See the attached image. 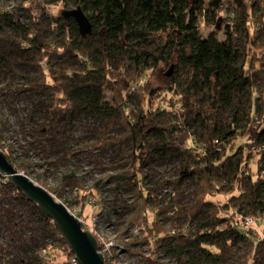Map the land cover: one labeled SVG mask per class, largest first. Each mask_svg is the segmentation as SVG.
Listing matches in <instances>:
<instances>
[{
  "label": "trees",
  "instance_id": "16d2710c",
  "mask_svg": "<svg viewBox=\"0 0 264 264\" xmlns=\"http://www.w3.org/2000/svg\"><path fill=\"white\" fill-rule=\"evenodd\" d=\"M1 1L0 96L15 84L31 97L29 133L39 150L49 155L52 136L61 133L72 151L84 118L101 125L97 145L116 149V161L89 186L76 170L54 185L37 173V182L67 205L68 191L86 192L79 204L93 202L100 217L102 193L113 191L120 203L115 240L144 264H264V231L256 240L240 220L264 219V0ZM59 5L82 6L92 34L83 36L73 17L46 11ZM200 16L224 38L204 37ZM170 65L163 87L158 73ZM4 132L0 145L10 161L26 174L34 170ZM159 162H176L177 174L159 175ZM12 196L38 215L40 237L24 240V264H73L56 224L10 181L0 187L5 217L14 219ZM47 238L59 253L39 250ZM116 255L112 247L105 259Z\"/></svg>",
  "mask_w": 264,
  "mask_h": 264
},
{
  "label": "rangeland",
  "instance_id": "374dc122",
  "mask_svg": "<svg viewBox=\"0 0 264 264\" xmlns=\"http://www.w3.org/2000/svg\"><path fill=\"white\" fill-rule=\"evenodd\" d=\"M30 5H32L34 11L37 13L41 12V8L38 7L35 1L30 2ZM72 8L74 6L59 5L48 7L46 11L51 12L53 15H61L63 10ZM199 29L204 37L216 34L219 39L224 38V32L220 33L213 24L204 22L201 16L199 17ZM170 67L171 65L158 73L159 82L163 87L168 85L169 76L167 71ZM3 83L4 81H0V86ZM14 86L15 84H12V90L5 89L3 95L0 96V127L5 130L4 133L7 141L14 145V154L20 155L27 162L36 164L34 170L29 169V175L27 174L36 183H38L37 173L46 172L47 183L54 185L58 182L59 175L76 170L84 177L86 186H89L93 183L94 177H99L103 173L104 166L112 165L116 161L115 148H112L110 152H106L96 143V131L101 128L100 123L88 118L80 120L78 124L76 137L71 141V145L73 146L72 151L64 149V141L61 138L62 134L55 133L49 144L51 153L45 155L39 150V146L33 142V136L29 133L31 129V114L34 109L31 97L14 88ZM106 97L107 100L112 99L110 91L106 92ZM137 104V99L132 97V107H136ZM20 122H24L26 125L23 126ZM155 166L157 167L158 174H161V176L171 177L177 174L176 162L167 164L159 162ZM251 168L254 172H257L256 158L252 161ZM158 174L156 176H159ZM171 190V187H167L164 192L169 195ZM81 193L86 192L82 191ZM81 193H78V191H68L66 194L68 205L64 203L69 206V209L76 216L78 215V218L85 224L86 228L94 229V233H100L105 239H110L117 246V256L114 258L115 260L112 264H144L139 256L131 255L124 251L122 249L124 247L117 245L115 243L116 240L114 241L117 234L116 223L119 218L115 208L120 203H115L116 198L113 191L104 190L102 193V198L107 201V208L101 217L98 215L100 208H97L91 201L87 200L85 207L82 209L79 204V201L82 199ZM124 194L130 196V191L129 193L124 191L122 196ZM217 199L222 203L226 201V198L223 196L217 197ZM8 200L13 203L12 210L15 216L13 221L8 220L5 217L7 207L9 208L7 199L4 200L6 204L0 202V264H7V261H9L8 264H24L28 256L24 240L33 242L34 240L37 241L40 237V229L37 226L38 215L34 214L33 210L13 196L8 198ZM257 219V231L255 232L260 237V233L264 231V219L262 217ZM240 220L243 219L240 218ZM241 227L243 228V225ZM256 233L254 237L257 235ZM129 238L130 235L128 234L125 240ZM51 240V238H47L46 241L51 243ZM38 243L40 244L39 250H42L44 253V249H41L42 241ZM56 246H58V243L53 241V252L56 251L55 254L60 252ZM146 249L147 247L145 246L144 250ZM134 251L139 250L136 248Z\"/></svg>",
  "mask_w": 264,
  "mask_h": 264
},
{
  "label": "water",
  "instance_id": "95a60500",
  "mask_svg": "<svg viewBox=\"0 0 264 264\" xmlns=\"http://www.w3.org/2000/svg\"><path fill=\"white\" fill-rule=\"evenodd\" d=\"M62 15L66 18L73 17L83 36L92 34L93 25L82 6L63 10ZM172 70L173 67L169 75L172 74ZM0 173L7 176L10 183L29 202L36 204L41 212L56 224L79 264H107L104 254L100 251V240L97 235L85 230L83 222L49 189L19 171L1 145Z\"/></svg>",
  "mask_w": 264,
  "mask_h": 264
},
{
  "label": "built area",
  "instance_id": "2783aa9c",
  "mask_svg": "<svg viewBox=\"0 0 264 264\" xmlns=\"http://www.w3.org/2000/svg\"><path fill=\"white\" fill-rule=\"evenodd\" d=\"M1 4H2V1L0 0V12L5 11V9L1 6ZM8 182H9V179L7 178V176H4L3 174L0 173V187L6 185ZM242 219L243 220H242L241 224L243 225L242 229L245 232V234L250 235V236L251 235H255V233H256L255 231H257L256 224L258 223V219L255 218V217H251V216H246V217H243ZM84 225L85 224H83V227H84L85 230H90L92 232H95L94 229H91V228H88V227H87L88 228L87 229L86 226H84ZM138 230H139L138 228H135L134 232L137 233ZM98 235H100V238L105 242V247L102 250L100 249V251L104 254V256H105V254L108 255V256L111 255V248L112 247H116V253H117V246L114 245L113 242L110 239H106L107 241H105V237L104 236H102L100 233H98ZM255 239L256 240H260V237L258 236V234L255 236ZM114 241H115V239H114ZM109 242L111 243L110 245H109ZM115 243H117V242L115 241ZM117 245H119V244L117 243ZM44 253L45 254L53 253V241L52 240H51V243H49L48 247L44 248ZM115 257L111 258V260H109L108 262L106 260L107 264H112V262H114V260H115L114 259ZM77 263H79L77 261V259L76 258L73 259V264H77Z\"/></svg>",
  "mask_w": 264,
  "mask_h": 264
}]
</instances>
